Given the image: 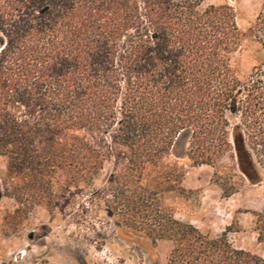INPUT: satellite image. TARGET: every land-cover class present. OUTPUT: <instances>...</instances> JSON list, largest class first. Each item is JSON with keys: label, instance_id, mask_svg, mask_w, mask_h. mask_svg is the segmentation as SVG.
Instances as JSON below:
<instances>
[{"label": "trees", "instance_id": "obj_1", "mask_svg": "<svg viewBox=\"0 0 264 264\" xmlns=\"http://www.w3.org/2000/svg\"><path fill=\"white\" fill-rule=\"evenodd\" d=\"M202 1L0 0V157L18 204L9 223L21 206L52 213L58 193L80 189L138 243L170 241L167 264H264L231 244L236 223L210 237L159 200L184 191L176 161L214 167L231 144L239 170L257 178L237 127L230 143L228 113L240 114L250 149L263 145L264 163V63L241 79L239 13ZM247 32L264 45V3ZM254 216L263 243L264 205Z\"/></svg>", "mask_w": 264, "mask_h": 264}, {"label": "rangeland", "instance_id": "obj_2", "mask_svg": "<svg viewBox=\"0 0 264 264\" xmlns=\"http://www.w3.org/2000/svg\"><path fill=\"white\" fill-rule=\"evenodd\" d=\"M263 3L264 0H203L201 4H228L238 11L237 24L245 36L232 62L243 80L264 63L263 43L247 32ZM227 118L230 143L233 128L237 127L235 134L252 155L257 178L250 181L239 170L231 144L214 167L192 165L187 159L175 160L183 172L180 185L184 191L163 192L159 200L174 218L191 223L210 237H218L225 227L236 223L240 230L228 233L231 244L264 257V242H257L254 216L262 212L264 205V163L255 158L263 153V145L254 149L247 146L246 128L238 112L228 113ZM111 169L112 164L106 162L94 187L104 184ZM5 170L6 160L0 157V264H167L170 241H156L152 246L138 243L119 232L115 217L102 198L91 206L80 189L58 193L52 213L43 205H20V218L9 223L7 217L18 204L7 195L11 184L4 179ZM155 172L149 169L142 183L154 185ZM220 184L232 192L228 197L222 195Z\"/></svg>", "mask_w": 264, "mask_h": 264}, {"label": "water", "instance_id": "obj_3", "mask_svg": "<svg viewBox=\"0 0 264 264\" xmlns=\"http://www.w3.org/2000/svg\"><path fill=\"white\" fill-rule=\"evenodd\" d=\"M30 237V236H29Z\"/></svg>", "mask_w": 264, "mask_h": 264}]
</instances>
